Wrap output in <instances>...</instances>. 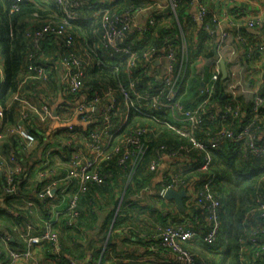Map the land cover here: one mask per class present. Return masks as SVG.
Wrapping results in <instances>:
<instances>
[{
    "label": "built area",
    "instance_id": "built-area-1",
    "mask_svg": "<svg viewBox=\"0 0 264 264\" xmlns=\"http://www.w3.org/2000/svg\"><path fill=\"white\" fill-rule=\"evenodd\" d=\"M6 1L8 6L4 12L8 16L18 12L20 4L31 2ZM53 2L60 12L59 20H40L38 14L34 13L32 21L36 22V28H27L24 34L29 51L24 55L26 75L20 85L24 87L27 81H34V84L42 85L38 90L52 87L51 67L56 57L62 71L58 81L62 101L57 108V115L53 117L52 104L47 101L49 98H44L43 102L37 98L33 100L22 94L19 86L11 96L8 107L12 104L16 106L17 122L10 126H0V144L6 142L11 147L7 150V162L10 166L3 168L4 194L14 196L19 191L22 167L18 155L27 154L36 146L34 129H42L43 125L50 126L54 122L58 128L48 132L44 139L46 147L38 157L40 170L42 169L40 175L49 180L38 191V197H45L46 192L54 190L58 185H61V191L65 192L76 184L77 192L70 198L64 210L65 216H68L67 226H71L78 216V193L84 192L89 183H105L106 175L101 173L100 162L112 154H117V165L127 169L128 177L132 178L149 153H152L149 146L141 142L142 136H148L149 132L158 136L161 133L158 127L165 128L184 143L176 148L159 145L146 161L147 169L158 174L161 179L160 188L156 191L158 197L165 199L166 191L174 190L184 191L185 198L181 211L177 209L176 203L171 201L172 208H167L164 212L165 215L169 214L171 220L157 228V234L147 237L149 244L146 248L151 252L162 248L166 255L173 256L175 264H196L197 254L191 252L185 244L201 240L206 245H213L220 231L222 204L212 193L215 182L212 173L213 152L223 144L231 142L238 145L243 159L260 158L264 161V131L261 130L264 125V111H261L264 109V75L260 76L259 82L247 81V65L239 58L236 46L228 41L227 32L221 31L210 79L202 89L198 88L195 97L189 102L190 105L185 107L182 100L188 89V70L194 63L188 56V45L180 28L174 39L171 37L172 30L169 29L161 47L152 44L137 48L132 36H142L147 27H153L157 15L153 16L146 26H137L135 20L141 9L117 12L89 0ZM176 8L177 4L171 1L170 11L175 12ZM83 12L88 16H83ZM207 14V8L199 3L194 18L201 24V30L212 39L216 30H220V26L214 17L212 20L217 26L215 31L205 24ZM97 18L101 32L98 43L91 48L81 46L76 53L70 31L79 29L77 24L82 21ZM235 26L236 29L241 28L239 23ZM244 26L248 30L264 28V20L259 17L249 19ZM241 41L244 43L243 39ZM46 43L57 44L56 50L50 53L45 48ZM62 47L70 50L62 52ZM247 52L249 55L256 53L263 58L264 45L250 43L247 45ZM221 60L227 68L225 92L233 103L221 108H212L210 98L221 75ZM93 67L111 69L116 75L121 70L123 81H119L115 88L104 89L102 96L98 95L96 89L85 86L86 72ZM242 96L250 103L248 111L236 101ZM121 105L126 108L125 116H119ZM4 112L5 109L0 105V120L4 119ZM130 112L143 116L154 127L138 126L129 132L123 131ZM114 116L118 120L123 119L122 122L114 121ZM245 116L250 118L243 121ZM76 120L83 125H94V128L87 134L77 133L74 128V124L78 123H75ZM117 137L119 141L112 147ZM148 141L151 142L150 139ZM54 152L62 154V159L67 161L66 173L58 178L55 177L56 170L50 166ZM185 171L205 176L202 185L196 188L197 192L193 191L196 187L194 179L178 174ZM61 198L57 203L50 204L49 217L42 220L40 235H32L31 223L27 220L23 222L21 239L27 249L6 248L7 258L0 261V264H16L32 259L31 248L41 242L50 244L52 253L59 255L60 246L58 235L53 230V222L61 212L63 195ZM254 200L258 205V214L255 216L257 222H254L251 233L248 234V242L256 245L264 242V227L258 221V218L264 220V197L257 195ZM27 205L31 206L32 202ZM185 205L196 206L201 211V221L198 216L184 210ZM172 211L178 222L172 221ZM199 221L203 222L201 226L192 225ZM0 241L8 244V239L4 236H0ZM245 252L247 253L246 248L245 251L240 249V263L257 264L256 259L260 257V252L255 251L250 257H246ZM35 264H38V261Z\"/></svg>",
    "mask_w": 264,
    "mask_h": 264
},
{
    "label": "trees",
    "instance_id": "trees-1",
    "mask_svg": "<svg viewBox=\"0 0 264 264\" xmlns=\"http://www.w3.org/2000/svg\"><path fill=\"white\" fill-rule=\"evenodd\" d=\"M50 1L52 4H50L48 10H43L41 9V7L35 6L30 2L22 3L20 4L19 11L12 14L11 16H8L2 10L3 6L4 7L8 6V2L4 0L3 1L4 4L0 3V52L3 58V71H4V81L0 86V105L5 109L4 118L6 117L5 121L6 123L8 122L7 124L8 126L15 124V123L12 124L13 123L12 115L16 108L14 104L8 107L9 100L19 86V79L21 80V77L23 78V76L26 75V71L24 69V55L29 51V46L27 45L24 34L27 28L30 27L33 28V26L36 28V22L32 21V15L36 13L38 14L40 20H47V19H54L53 17H50L49 12H55L58 17L57 21L60 18V12L58 7L53 2V0ZM143 5H144V0H114L110 5H105V8H109L117 12H124V11H134L136 9H140V6ZM190 6H191V0H180L177 5L178 8H176L175 10L177 18L174 16L169 18L168 21H162L161 20L162 16H155L156 23L153 27L151 28L147 27L145 33L142 36L137 35L138 37L135 38H133L132 36L133 41L137 44V48H142L144 46L148 47L152 44L153 45L155 44L153 42L152 32H151L152 29H154L155 27L156 29L158 28L156 30L157 31L156 34L162 36L163 40L164 37L168 35V30L171 29L173 33L171 37L174 39L175 35L178 34L177 32L179 30V29L174 30L173 28L174 19L176 21L178 20L177 23L179 22L180 23L179 26H181V20H183V17L185 15H188V10L190 9ZM172 14L174 15V12H172ZM172 14L170 13L169 15ZM212 17L213 15L208 13L205 19V24H208L215 31L217 26L216 23L213 22ZM248 20L239 22L242 26V28H239L240 31L246 29L244 24ZM166 24H168L170 27L165 26ZM77 25L79 26V29H72L70 31L72 41L74 42L76 47V50H74V47L73 50L76 53H78L77 49L81 46L83 47L87 46L88 48H91V46H95L99 41L100 33H101L99 28V18L92 19V21L91 20L82 21ZM179 28L182 30V27ZM205 34L209 38L206 32ZM215 35L213 38H215ZM253 42L257 43L256 41H251V39L245 41L244 44L246 45V49H247V45ZM257 44H259V42ZM216 47L217 46L210 48L209 46L207 50L201 47V49H199L200 50L199 52L202 53V55L204 54L206 58H211V57L214 58V55L216 53ZM68 49L70 50V48ZM68 49H66V47H62L61 51L63 52L64 50L66 51ZM252 55L259 57V55L256 53H253ZM188 56L193 61L192 55L190 54L189 50H188ZM193 57L197 58L196 55H194ZM225 80H222L221 75L219 76L215 84V90L210 98V107L221 108L223 105L233 103V101L230 99L228 94L225 92V86H224L226 82ZM119 81L121 82L123 81V78L121 76V70L119 74L116 75L111 69L93 67L92 69H88L86 72L85 86L88 88L96 89L98 91V95L102 96L101 93L104 89L109 87L115 88ZM33 82L34 81H27L24 84V87L32 88L33 92H37V93L43 92V90H38V88H42V85L38 83L34 84ZM89 94L91 95V93ZM263 95H264V91H263ZM236 101H238V103L242 105L245 111H248V107L250 104L248 99L246 100L244 99L243 102L241 97H238ZM182 104L185 107L189 106V103L185 101V98L182 100ZM125 111H126L125 106L121 105L119 110V116L123 115ZM261 111L263 112L264 109H262ZM247 118L250 117L245 116L243 121H247ZM122 120L123 119L118 120V118L114 116V121H118V123H121ZM98 122H100V120ZM46 126H47V130L43 128L41 129L34 127L35 129L33 133L36 137L37 142H42V140L45 139L46 137L45 131L49 132L50 126L47 124ZM138 126L140 127L148 126L150 128L154 127L152 123L143 116L136 115L130 112L128 114V118L122 130L125 132H129L130 130ZM74 128L77 129V133L83 132L84 134H87L90 130L94 128V125L92 126L89 123L83 125L80 122H78L74 124ZM158 128L161 131V133L158 136H153V134L149 132L148 136L145 134L141 138V142L147 144L150 148V151L152 150V153L159 145H167L169 147L176 148L180 144L184 143L183 140L177 137L174 133H171L170 131L162 127H158ZM261 130L264 131V125L261 127ZM147 137L148 139L151 140L150 143ZM118 139L119 137H117L113 141L112 147L118 143L119 141ZM110 150L111 147L109 151ZM152 153H149V156H151ZM52 156L53 159L51 162L52 164L50 166L52 169L56 170L55 177L58 178L66 173L67 168L65 165L67 164V161L62 159V154H59L57 152H54ZM149 156L143 161L144 162L143 165L140 168H138V171L132 178L128 177L127 169H124L117 165V159H118L117 154H112L108 158L104 159V161L100 162L99 168L101 169V173L102 175H106L105 183L102 185H95L93 183H89L87 184L86 190L84 192L78 193V200H77L78 216L75 218L74 221H72L73 223L71 226L69 225L67 226L68 216H65V213L63 211H61L62 213L60 212L61 214H59L57 217L62 218L61 222L63 228L66 230L71 229L72 231H76V229L78 230L80 226L82 227L81 220L83 216L87 215L90 211V215L92 217H95V212L99 210V207L95 202V199L101 200V198L106 199L107 197L109 200H112V202L114 203V208L117 209L114 222L111 225V229L114 230L115 228L121 227L122 229L125 228L128 232H131L132 234L133 231H137L138 230L137 226L140 224L139 222H137L138 221L137 216L139 215L140 208L135 204H132L131 200L129 199V196L131 194H135L137 191L139 192V191L150 190V186H151L150 182L153 180V178L158 176V174L150 172L147 169L146 161L149 160L150 158ZM213 157H214V163H213L214 168L212 170V173L215 176V182H214V187L212 189V193L222 204V208L220 210L221 224H220L219 235L216 240V243H214L213 245H206L201 240H197L194 242L186 243L185 247H187L191 252L197 254L198 259L196 261V264H212V262H210L209 259L207 258V254L209 253L208 251H211L213 249L214 250L218 249L221 246L223 247L222 257L216 259L218 260L217 264H241L239 260L241 248L244 251L246 248L247 251V253L245 252L246 257H250V254H253L255 251L260 252V257L256 259V263L264 264V242L256 245H253L250 242H248V234L251 233L253 224L256 221L255 216L258 214V211H256L258 205L254 202L255 201L254 199L257 195L260 196L262 195L264 197V161L260 158H250L248 160L243 159L240 150L238 148V145L231 142L225 143L222 146H220L218 150L213 152ZM55 158L57 159L56 163L54 162ZM59 163L61 165H57ZM58 170H60L61 172L58 173ZM178 174L181 176H185L188 179L190 178L194 179V181L196 182V187L193 189L194 192H197L196 188H199L202 185V181L205 178L203 174L195 175L194 173H190V171H185L183 173H178ZM47 182H49V180L44 179L43 185L41 184L40 188L35 193L36 197L34 198L32 196L33 201L31 200V202L35 206L39 207V209L43 207L44 212L41 216L42 220L47 219L49 217L48 210L50 204L53 202L57 203L59 200L62 199L61 198L62 195L64 196L65 193H67L69 190L71 191L75 187L74 184L68 190L62 192L61 191L62 186L58 185L56 188H54V190L57 191L56 196L55 195L49 196V193L46 192L45 197L39 198L38 191ZM4 184H5L4 178L2 177V180L0 181V191L3 194H4L3 192ZM23 184H24L23 182L19 183L18 195L16 194L14 196H7L4 194L5 199L8 200L9 202L7 204L8 205L7 207L11 209V211L18 212L22 216L26 214L25 210L29 211V209L27 208L24 210V208L21 207L23 206L21 201L17 200L18 196H21L20 194L24 192ZM160 185L156 186L155 188L156 191L159 190ZM90 186L91 189H89ZM112 190L117 191V195L115 199L113 196H111V192H113ZM76 192L77 189L72 192L70 198ZM154 196L155 199L159 201V204H161V206H163L166 202H171L167 199H161L160 197L157 196V193ZM29 197H31V195ZM88 200H89L88 206L84 207L83 206L84 202ZM89 205H90L89 208L90 210L87 208L89 207ZM184 210L188 211L189 214L198 216V218L201 221L202 218L201 211L198 210L196 206L185 205ZM164 212L165 209L159 211L160 213L159 215L160 218H158L159 222L158 223L156 222L157 223L156 227H154V229L150 231V233H144L143 235L139 236V239L144 243L145 246L149 244L147 237L149 235L157 234L158 233L157 228L166 225L168 221L171 220L169 214L165 215ZM176 214L178 215V213ZM112 215H114V210H112ZM26 220L29 221L28 218ZM172 221L178 222L175 217L172 219ZM258 221L261 222L262 226L264 227V220L263 219L260 220L258 218ZM198 223L194 222L192 223V225L193 226L197 225L199 227L203 224V222H200L199 224ZM53 230L56 231L58 235V232L55 229V222H53ZM58 243L60 246L59 255H54L52 253V249H53L52 246L46 242H41L40 244L35 245L33 247L38 246L39 248H41L44 257L50 260H54V264H69V262L66 260L67 258L64 257L67 251L62 246L59 239V235H58ZM155 253H162V255L166 254L164 253L162 248H160V250ZM110 262H117L115 257L112 256V252L110 257V251L108 252L107 255L102 256L99 260V264H106Z\"/></svg>",
    "mask_w": 264,
    "mask_h": 264
},
{
    "label": "crops",
    "instance_id": "crops-1",
    "mask_svg": "<svg viewBox=\"0 0 264 264\" xmlns=\"http://www.w3.org/2000/svg\"><path fill=\"white\" fill-rule=\"evenodd\" d=\"M92 3H96L102 6L110 5L114 0H89ZM171 1H174L177 5L180 0H144V5L140 6V13L137 15L135 24L137 26H146L147 22L155 15L162 16V21H168L171 17H176V11L174 15L169 9V4ZM1 4H4L3 0H0ZM32 4L35 6L41 7L43 10H48L50 7V0H31ZM203 4L208 13L212 14L219 22L220 30L217 29L215 32V38H208L204 31L201 30V24L195 20L194 16L196 15L197 6ZM178 8V7H177ZM50 17L58 19L55 12H49ZM172 15H169V14ZM83 16H88L85 12ZM240 17H238V16ZM262 18L264 20V0H216V2H210L209 0H191V6L188 10V15L183 17L181 20V26L179 22L174 19L173 28L178 30L179 27H182V32L186 38L188 45V50L193 58V66L189 68V80H188V89L185 95V101L187 103L192 100L196 91L202 89L204 84L207 83L210 79L212 73V63L213 58H206L204 54L200 53L199 49L204 48L207 50L217 46V41L219 39L221 31L227 32L228 41L236 46L237 54L241 60L247 65L246 67V78L249 83H254L257 80V76L264 75L263 58L258 56L249 55L246 49L245 41L251 39V41L259 42L264 45V28L248 30L243 29L240 31L236 29V26L239 22H243L248 19L253 18ZM240 20V21H239ZM92 21V20H91ZM240 24V23H239ZM165 26H169L166 24ZM170 27V26H169ZM242 28V26H241ZM158 29V28H157ZM156 27L152 29V39L159 47L162 46L163 37L156 34ZM179 31V30H178ZM138 37L136 34L133 35V38ZM244 40L241 41V39ZM246 39V40H245ZM45 48L51 52H54L57 48L55 43H46ZM199 52V53H198ZM62 53V52H60ZM253 54V53H252ZM194 55L197 58L193 57ZM53 66L51 67V79L53 86L47 87L43 90L42 93L33 92L32 88L21 87L20 83L23 79H19V87L22 94L30 97L33 100L37 98L39 101L43 102L44 98H49L47 101L51 104H55L60 96V84L59 77L62 73L61 68L58 64V58H54ZM259 73V74H258ZM258 74V75H257ZM24 77V76H23ZM4 81V71H3V58L0 52V86ZM242 101L246 100V97H241ZM190 105V103H189ZM126 115V111L123 116ZM17 112L14 111L12 115L13 123L17 122ZM6 118V117H5ZM5 118L0 120V126L4 127L8 124L6 123ZM79 122L78 120L75 121ZM43 129L47 130V126L43 125ZM49 128V127H48ZM58 125L52 123L50 125V130H56ZM45 131V130H43ZM48 132L45 131V135ZM45 141L38 142L36 146L27 154H19L18 161L22 167V173L20 175V182L24 183V192L18 196V201L20 200L24 208H27L26 214L24 216L20 215L18 212H13L9 209L7 204L8 200L5 199L4 194L0 191V236H4L8 239V244H3L0 241V261L6 260V248L26 250V244L21 239V234L23 233V222L28 218L32 227L33 235H40L42 231V219L41 216L44 212L43 207L35 206L33 203L31 206L27 205L28 202H31L32 196L35 198V193L40 188L41 184L43 185L44 179L40 175V162L38 160L39 154L46 147ZM9 144V143H8ZM9 145L6 143L0 144V181L2 180L3 168L5 166H10L7 162ZM57 159H54L56 163ZM61 170V169H60ZM58 170V173L61 171ZM59 175V174H58ZM161 179L159 176L153 178L150 182V190L137 191L135 194H131L129 199L132 204H135L140 208L138 221L140 224L137 226L138 230L128 232L125 228H115L111 229V225L114 222L116 208H114V203L112 200L106 199L96 200L95 202L99 207V210L95 212V217L90 215V211L87 215L82 217L81 223L82 227L76 231L66 230L62 225V218L55 219V229L58 232L60 242L64 249L67 251L64 256L69 264H99V260L102 256H105L110 251L112 256L115 257L117 262H110L112 264H174L173 256L166 255L162 253H155L147 250L144 243L139 239V236L144 233H150L156 227V224L159 222V211L162 209L172 208L171 202H166L163 206L159 204V201L155 199L156 195V186L160 185ZM75 187L63 196V201L60 204V210L64 212L66 204L69 202L70 196ZM91 189V186L90 188ZM125 190V189H124ZM122 190V191H124ZM110 191V190H108ZM111 196L116 198L117 191L112 190ZM49 196H56V190H49ZM19 192L17 193V195ZM31 195V197H29ZM35 195V196H34ZM113 199V200H114ZM33 201V200H32ZM99 202V204H98ZM89 200L85 201L83 206H88ZM21 204V205H22ZM52 204V203H51ZM96 206V205H95ZM97 207V208H98ZM162 207V209H161ZM88 209L90 208L87 207ZM114 208V209H113ZM90 210V209H89ZM112 210H114V215H112ZM154 212V213H153ZM62 213V212H61ZM60 213V214H61ZM112 215V216H111ZM26 216V217H25ZM174 216V211H172L171 217ZM167 220V219H166ZM157 222V223H156ZM222 248V249H221ZM33 252V258L27 259L24 261H19L16 264H35L38 261V264H54V260L45 258L43 251L38 246L31 248ZM207 258L212 264H217L216 259L222 257L223 247L218 249H213L208 251ZM82 256V257H81ZM211 257V258H210ZM106 263V264H110Z\"/></svg>",
    "mask_w": 264,
    "mask_h": 264
},
{
    "label": "water",
    "instance_id": "water-1",
    "mask_svg": "<svg viewBox=\"0 0 264 264\" xmlns=\"http://www.w3.org/2000/svg\"><path fill=\"white\" fill-rule=\"evenodd\" d=\"M220 70H221V78L222 80H225L227 78V68L225 65V62L223 60L220 61ZM61 97H58V100L55 104L52 105L51 112L53 117L57 115V108L61 104ZM185 198V192L184 191H174V190H168L165 193V199L169 201H174L176 203L177 209L182 210L183 209V199Z\"/></svg>",
    "mask_w": 264,
    "mask_h": 264
},
{
    "label": "rangeland",
    "instance_id": "rangeland-1",
    "mask_svg": "<svg viewBox=\"0 0 264 264\" xmlns=\"http://www.w3.org/2000/svg\"><path fill=\"white\" fill-rule=\"evenodd\" d=\"M2 10H3V11L5 10V7H4V6L2 7ZM261 59H262V57H261ZM263 61H264V59H263ZM262 65H264V64H262ZM258 74H259V73H258ZM258 74H257V75H258ZM259 78H260V77H259V75H258V76H257V80H256V82H259ZM9 101H10V100H9ZM5 143H6V142H5ZM37 143H38V142H37ZM6 145H7V146H8V145L10 146V144H8V143H6ZM30 152H31V151H30ZM40 168H41V167H40ZM210 258H211V257H210Z\"/></svg>",
    "mask_w": 264,
    "mask_h": 264
}]
</instances>
